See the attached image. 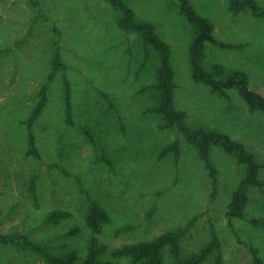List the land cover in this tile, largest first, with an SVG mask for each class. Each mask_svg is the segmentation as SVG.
Segmentation results:
<instances>
[{
    "label": "rangeland",
    "instance_id": "374dc122",
    "mask_svg": "<svg viewBox=\"0 0 264 264\" xmlns=\"http://www.w3.org/2000/svg\"><path fill=\"white\" fill-rule=\"evenodd\" d=\"M0 0V232H17L46 244L56 254L77 250L81 264L90 231L84 216L91 200L110 216L101 239L110 249L151 240L184 227L180 258L204 247L215 232L222 264H252L251 248L264 263V230L249 220L264 217V190L251 189L244 219L226 216L243 168L213 146L218 188L194 146L174 129L161 127L154 104L155 54L139 35L117 26L119 12L107 0ZM138 19L152 22L171 46L175 71L174 103L191 127L217 129L245 144L264 162V113L250 112L234 90L221 97L191 78L188 45L191 27L176 0H126ZM264 5V0H257ZM223 42L206 44L204 66L242 69L250 88L264 95V16L233 14L227 0H191ZM58 40V42L56 41ZM66 66L49 82L54 45ZM149 50V51H148ZM150 52V54H148ZM65 80L70 84L71 122L66 120ZM48 84V100L31 131L37 155L30 154L26 121ZM90 132L93 142L84 133ZM179 141L178 162L161 150ZM101 150L109 163L98 158ZM264 177V169L261 172ZM52 210L71 217L51 224ZM79 227L77 236H66ZM215 251L203 264H212ZM0 264H48L29 251L0 243ZM118 264H133L120 259Z\"/></svg>",
    "mask_w": 264,
    "mask_h": 264
},
{
    "label": "trees",
    "instance_id": "16d2710c",
    "mask_svg": "<svg viewBox=\"0 0 264 264\" xmlns=\"http://www.w3.org/2000/svg\"><path fill=\"white\" fill-rule=\"evenodd\" d=\"M30 1L34 7L37 6L36 0ZM107 2L114 10L119 12L117 19L118 28L123 32L139 35L144 45L155 54V82L150 86L153 90L154 104L148 107L145 113L159 115L163 123L161 125L162 128L176 130L182 134L188 143L194 146L211 181L212 197L217 192L218 176L211 155V148L217 146L224 153L235 159L236 163L243 168V173L238 185L230 195L226 216L230 221L232 219H244L249 204L250 190H264V177L261 176L264 162L259 161L244 143L234 139L226 132L217 129L191 127L187 124V113L177 109L174 103L175 71L171 63L170 44L158 34L152 22L136 17L134 10L127 4L126 0H107ZM176 2L179 13L191 27L192 34L188 45V54L193 81L210 87L213 92L225 98H229V91L234 90L250 112L260 111L264 113V95L250 88V79L246 71L242 69H226L219 63L213 64L209 69L204 66L206 44H212L223 49H240L243 48V45L223 42L217 39L214 36L212 22L195 9L191 0H176ZM227 2L229 11L233 14L250 12L256 18L264 16V5L259 4L257 0H227ZM56 41L58 42V40ZM65 69L66 66L61 60L60 48L58 44H55L48 81L50 82L57 72ZM48 81L42 86L40 100L26 121L29 129L28 152L33 155H37V150L31 129L47 103ZM65 112L67 122H71L72 106L68 80H65ZM84 133L93 142L90 132L84 129ZM97 153L99 159L109 163V160L101 150H98ZM169 154L174 155L176 162L179 161L181 150L178 140L165 146L161 150L159 157L164 158ZM69 217H71V214L68 211L52 210L46 215L45 221L57 224ZM109 222L110 216L106 209L98 202L91 200L89 209L84 216L85 226L89 229L91 235L87 253L81 264H118L120 259H129L133 264H165L164 252L166 248L175 258H180L181 239L186 228L169 229L151 240L110 249L101 239L104 225ZM249 223L254 228L264 230V217L252 218ZM79 233V227H72L66 231L65 235L77 236ZM0 243L34 253L48 264H75L79 259L75 249L56 254L46 244L35 242L26 235L17 232H0ZM220 249L219 238L213 232L211 240L204 247L183 259H179L175 264H203L215 251L217 255L214 257L212 264H222ZM251 252L252 264H264L258 254V250L251 248Z\"/></svg>",
    "mask_w": 264,
    "mask_h": 264
}]
</instances>
